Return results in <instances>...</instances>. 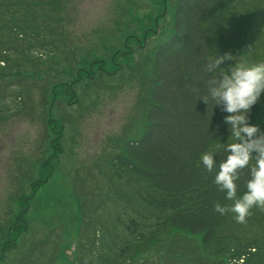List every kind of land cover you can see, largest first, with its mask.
<instances>
[{
  "label": "rangeland",
  "instance_id": "374dc122",
  "mask_svg": "<svg viewBox=\"0 0 264 264\" xmlns=\"http://www.w3.org/2000/svg\"><path fill=\"white\" fill-rule=\"evenodd\" d=\"M3 1L12 29L0 35V264H232L233 239L264 237L260 208L234 219L222 254L147 215L138 253L121 251L117 239L146 211L110 184L107 161L145 127L153 53L172 34L175 0H29L45 16L36 23ZM232 15L228 39L263 56L264 0H238Z\"/></svg>",
  "mask_w": 264,
  "mask_h": 264
},
{
  "label": "trees",
  "instance_id": "16d2710c",
  "mask_svg": "<svg viewBox=\"0 0 264 264\" xmlns=\"http://www.w3.org/2000/svg\"><path fill=\"white\" fill-rule=\"evenodd\" d=\"M237 1L175 0L172 34L153 53L145 127L139 137L123 143L107 161L110 184L126 187L146 211V215L134 213L140 218L136 228L126 225L124 232L129 238H116L127 255L140 250L144 231L150 228L145 223L152 221L148 219L152 215L156 227L200 235L204 247H218L216 253L222 254L220 242L227 239L226 229L234 222L235 214L221 215L214 205H230L232 201L224 198V192L213 182L215 172H208L199 156L208 151L213 153L214 162L223 160L227 154L223 145L233 142L224 120L230 114L223 110V102L212 110L211 101L206 105L200 99L207 96L209 79L219 78L222 70L206 71L211 58L227 52L233 61H264V55L254 57L228 39L227 26H234L232 14ZM34 3L17 0L16 5L18 13L36 23L45 16L32 10L37 6ZM40 3L55 4L53 0ZM2 21L0 35L5 28L12 29L10 22ZM26 29L37 34L36 25ZM5 44L0 40V52ZM229 63L232 61L220 66ZM249 122L264 132V95L252 106ZM239 171L238 196L248 178L247 167ZM126 198L121 194L119 200ZM233 240L238 243L234 242L227 252L232 264H264V237Z\"/></svg>",
  "mask_w": 264,
  "mask_h": 264
},
{
  "label": "clouds",
  "instance_id": "9594fccd",
  "mask_svg": "<svg viewBox=\"0 0 264 264\" xmlns=\"http://www.w3.org/2000/svg\"><path fill=\"white\" fill-rule=\"evenodd\" d=\"M225 61L232 63L222 68L220 65ZM217 69H222L219 78L209 79L207 96L200 100L206 105L211 101L212 110L223 102V110L230 114L224 120L233 142L223 145L227 154L222 161L214 162L213 153L205 151L199 162L208 172H215L214 184L224 192L226 200L232 201L230 205L216 203L215 212L234 213V219L243 223L254 206L264 210V132L249 122L252 106L264 95V61H233L231 54L225 52L211 58L206 66L209 73ZM246 167L245 190L238 196L239 170Z\"/></svg>",
  "mask_w": 264,
  "mask_h": 264
},
{
  "label": "flooded vegetation",
  "instance_id": "af4514ba",
  "mask_svg": "<svg viewBox=\"0 0 264 264\" xmlns=\"http://www.w3.org/2000/svg\"><path fill=\"white\" fill-rule=\"evenodd\" d=\"M155 23H156V21H155Z\"/></svg>",
  "mask_w": 264,
  "mask_h": 264
}]
</instances>
